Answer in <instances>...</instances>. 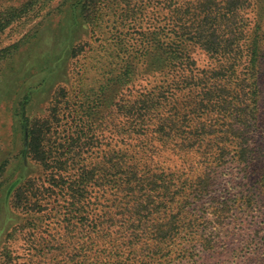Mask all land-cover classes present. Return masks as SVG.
Here are the masks:
<instances>
[{
  "label": "trees",
  "instance_id": "1",
  "mask_svg": "<svg viewBox=\"0 0 264 264\" xmlns=\"http://www.w3.org/2000/svg\"><path fill=\"white\" fill-rule=\"evenodd\" d=\"M89 1L93 0H86L84 8ZM137 2L144 8L155 2L161 13H167L165 24L153 20L144 32L148 38L140 63L145 72L171 76V95L189 89L196 92L195 101L185 119H163L159 109L169 100L165 92L154 90L141 100L119 104L117 112L129 119L130 136H146L159 122L158 137L154 135L158 142L187 140L191 152L200 157L204 172L193 180L176 178L140 164L124 150L99 154L93 166H83L75 162L74 147L81 142L87 145L85 141L79 139L64 155L60 148L49 146L51 122H45V133L42 125L28 127L24 153L49 173L45 209L54 197L65 203L61 206L65 232L49 242L57 244L54 257H63L58 264H198L207 256L223 253L225 240L240 228L243 218L256 219V201L251 196L264 194V163L257 154L264 139V0ZM252 5L258 6V15L248 35L250 25L244 13ZM99 13L97 6L84 16L90 22ZM16 19L12 14L0 16V34ZM11 49H1L0 59ZM196 49L205 51L216 66L198 71L193 56ZM123 65L118 78L112 79L116 94L121 86L132 83L137 69V64L128 61ZM94 110L93 115L97 114ZM24 111L23 119L27 118ZM26 120L24 128L29 126ZM189 127L193 130L187 131ZM230 160L240 166L239 182L234 185L230 180L222 193L218 187L220 180L230 176L223 172ZM67 175L72 177L64 179ZM23 182L21 179L7 189V208L34 213L37 195ZM106 198L110 206L104 204ZM93 206L101 208L100 214L94 213ZM89 242L96 246L95 251ZM45 247V255L54 253L53 247Z\"/></svg>",
  "mask_w": 264,
  "mask_h": 264
},
{
  "label": "rangeland",
  "instance_id": "2",
  "mask_svg": "<svg viewBox=\"0 0 264 264\" xmlns=\"http://www.w3.org/2000/svg\"><path fill=\"white\" fill-rule=\"evenodd\" d=\"M129 1L133 4L123 0H93L84 8L86 0H0V16L17 17L0 34V50L12 47L7 57L0 59V168L6 165L0 173V264H58L63 258L54 257L57 244L49 242L65 232L61 207L65 203L54 197L45 209L49 173L32 155L24 153L31 126L42 125L45 133V122H51L49 146L60 148L64 155L70 145L79 143V139L85 141L87 145L81 142L74 147L75 162L83 166H93L99 154L124 150L140 164L176 178L193 180L199 172H204L200 157L191 152L187 140L158 142L155 136L158 137L159 122L151 126L146 136H130L129 119L117 112L119 104L141 100L156 90L165 92L169 100L159 109L161 118L185 119L193 108L196 93L185 89L172 96L168 90L173 83L171 76L145 72L140 63L142 47L148 38L144 32L153 20L165 24L167 13H161L155 2L144 8L137 6V0ZM97 6L98 18L88 22L84 12L89 13ZM257 9L258 6L252 5L244 13L250 25L248 35L255 25ZM193 56L198 71L216 66V61L201 49H196ZM125 61L137 64L135 77L116 94L112 79L121 74ZM93 110L97 114L93 115ZM261 118L264 125V82ZM26 119L29 126L24 128ZM192 130L189 127L187 131ZM93 138L97 142H92ZM259 143L257 154L264 163V139ZM228 163L223 172L230 176L226 181L220 180L218 187L222 193L229 188L230 180L234 185L239 182L240 166L233 160ZM71 177L67 175L64 179ZM21 179L37 195L34 213L7 208L6 191ZM251 197L256 201L253 210L256 219L243 218L234 235L224 239L227 245L223 253L207 256L198 264H264V194ZM104 202L111 205L108 198ZM100 209L96 208L94 213L100 214ZM89 245L96 250L91 242ZM45 246L53 247L54 253L45 255Z\"/></svg>",
  "mask_w": 264,
  "mask_h": 264
}]
</instances>
